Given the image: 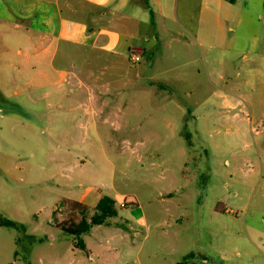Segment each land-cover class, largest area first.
Masks as SVG:
<instances>
[{
  "label": "rangeland",
  "instance_id": "374dc122",
  "mask_svg": "<svg viewBox=\"0 0 264 264\" xmlns=\"http://www.w3.org/2000/svg\"><path fill=\"white\" fill-rule=\"evenodd\" d=\"M115 1L94 23L116 52L0 24V216L15 224L0 225V264H98L59 227L61 200L94 187L118 215L87 242L127 226L135 202L142 264H264V0ZM59 5L98 18L89 1ZM88 90L113 122L85 115Z\"/></svg>",
  "mask_w": 264,
  "mask_h": 264
},
{
  "label": "crops",
  "instance_id": "0c3cea01",
  "mask_svg": "<svg viewBox=\"0 0 264 264\" xmlns=\"http://www.w3.org/2000/svg\"><path fill=\"white\" fill-rule=\"evenodd\" d=\"M61 0H0V24L5 27L6 24L12 25L16 30L21 31L26 28L29 32V39L33 41L35 28H41L43 32V39H49L52 34V42L64 41L84 47L98 48L106 52H116L119 46V34L112 29H105L97 27L95 20L104 21V19L111 15L119 14L117 5L113 3L114 0H86L91 2L96 9L98 18L81 20L78 18H67L62 15L60 10ZM76 13V10H73ZM100 20V21H99ZM145 51L142 53L144 54ZM143 58V57H142ZM90 101H92V109L86 110L85 115L92 119L100 118L103 123L108 124L113 122L115 117H118V110L116 106L108 104L105 99H101L95 95L93 90H88ZM222 103L226 106L235 108L237 104L233 103L230 97H221ZM70 108V107H69ZM78 108V107H76ZM71 107L70 111L76 110ZM104 197L96 187L84 193L83 197L78 201L64 198L66 200L75 201L83 206L94 208L97 203ZM63 199V200H64ZM62 201V200H61ZM128 204L126 203L127 207ZM135 202L130 204L133 209L128 210V218L123 219L128 226L115 227V230L106 232L104 236H97L96 242L85 241L88 260L98 262V264H142L140 261L142 255V245L136 250V236L138 232L130 233L129 228L134 229L135 225L138 227H149L148 219L142 209ZM60 207V206H59ZM128 209V207L126 208ZM159 225V223L157 224ZM101 227H111L109 222L92 227L89 234H93L96 229ZM121 230V231H119ZM88 234V235H89ZM112 242H115L113 244Z\"/></svg>",
  "mask_w": 264,
  "mask_h": 264
},
{
  "label": "trees",
  "instance_id": "16d2710c",
  "mask_svg": "<svg viewBox=\"0 0 264 264\" xmlns=\"http://www.w3.org/2000/svg\"><path fill=\"white\" fill-rule=\"evenodd\" d=\"M60 206L67 207V215L59 223V227L64 233L73 237L75 249L82 251L86 250L83 237L90 233L92 227L105 224L118 215L114 200L108 196H104L95 208L66 199L62 200ZM0 225L14 226L15 224L0 216Z\"/></svg>",
  "mask_w": 264,
  "mask_h": 264
},
{
  "label": "built area",
  "instance_id": "2783aa9c",
  "mask_svg": "<svg viewBox=\"0 0 264 264\" xmlns=\"http://www.w3.org/2000/svg\"><path fill=\"white\" fill-rule=\"evenodd\" d=\"M141 59H142L141 54H139L136 51H133V53L131 54V61L135 63L141 61ZM122 206L125 207L126 203H123Z\"/></svg>",
  "mask_w": 264,
  "mask_h": 264
}]
</instances>
